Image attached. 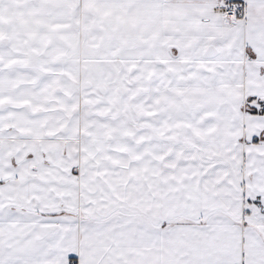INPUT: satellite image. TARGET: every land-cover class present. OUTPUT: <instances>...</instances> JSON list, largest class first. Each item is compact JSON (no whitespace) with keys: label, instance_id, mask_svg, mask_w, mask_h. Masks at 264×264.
Masks as SVG:
<instances>
[{"label":"snow or ice","instance_id":"6c2138e0","mask_svg":"<svg viewBox=\"0 0 264 264\" xmlns=\"http://www.w3.org/2000/svg\"><path fill=\"white\" fill-rule=\"evenodd\" d=\"M0 264H264V0H0Z\"/></svg>","mask_w":264,"mask_h":264}]
</instances>
